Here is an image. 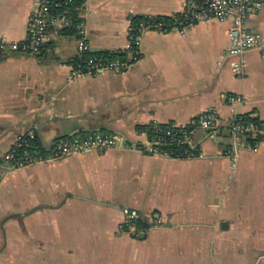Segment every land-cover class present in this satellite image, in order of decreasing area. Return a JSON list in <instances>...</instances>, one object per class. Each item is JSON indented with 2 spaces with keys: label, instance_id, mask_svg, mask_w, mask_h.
<instances>
[{
  "label": "crops",
  "instance_id": "0c3cea01",
  "mask_svg": "<svg viewBox=\"0 0 264 264\" xmlns=\"http://www.w3.org/2000/svg\"><path fill=\"white\" fill-rule=\"evenodd\" d=\"M186 1H86L89 49L136 54L125 72L73 77L80 35L54 27L40 54L0 52V264H264V139L252 148L229 129L245 114L264 123V52L235 70L217 20L148 31L130 51L134 16L170 17ZM35 4L0 0V39L24 41ZM245 27L264 38V8ZM209 110L219 126L196 132L199 156L144 151L139 128ZM93 131L117 146L21 169L5 161L24 136L49 148Z\"/></svg>",
  "mask_w": 264,
  "mask_h": 264
},
{
  "label": "built area",
  "instance_id": "2783aa9c",
  "mask_svg": "<svg viewBox=\"0 0 264 264\" xmlns=\"http://www.w3.org/2000/svg\"><path fill=\"white\" fill-rule=\"evenodd\" d=\"M85 3L79 9L80 17L85 10ZM36 8L31 16L29 34L22 41H10L6 38L0 39V52L18 53H40V49L47 41L51 27L57 31L70 25V18L66 15H52L50 9L58 4L53 0H36ZM264 8L263 0H187L183 11L170 16L174 20L172 26L166 23H154L149 25L140 24L138 28H131V47L136 45L137 50L142 42L143 36L148 31L168 32L179 30L185 33L189 28L203 22L217 20L220 23L229 24L230 43L223 53V58H233L232 66L235 70L243 72L247 66V54L255 49L264 52V38L245 27V21L249 16L260 13ZM79 44L78 53L74 61L81 62V65L73 66V77H80L90 74H99L105 71L125 72L131 64L126 61H105L97 58L84 59V54L91 51L84 35V20L78 26ZM241 101L238 97H229L228 102ZM239 117H235L230 125L234 137L245 135L250 129L257 130L253 125H242ZM219 126V117L215 110L203 112L195 117L188 124H160L149 125L148 129L140 130L147 135L148 139L144 151L153 156L178 157L185 155L186 158L199 156L200 149L194 142L195 134L199 129L209 130ZM264 133V129H262ZM117 136L112 133L101 131L90 132L85 137L74 136L64 140H58L49 148H42L40 151L30 152L28 150L18 153L20 140L13 149L6 155L5 161L12 169H21L39 163L49 164L66 157L86 153L89 151L103 152L117 146ZM176 147V149H172ZM176 155V156H175ZM128 227L133 219L138 217L136 212L126 211Z\"/></svg>",
  "mask_w": 264,
  "mask_h": 264
},
{
  "label": "trees",
  "instance_id": "16d2710c",
  "mask_svg": "<svg viewBox=\"0 0 264 264\" xmlns=\"http://www.w3.org/2000/svg\"><path fill=\"white\" fill-rule=\"evenodd\" d=\"M53 2L57 5H54L50 9V13L52 15H66L70 18V25L61 29L59 32L62 34H70V35H78L79 29L78 26L82 21L80 17V8L84 5L85 0H53ZM172 17L169 16H145V15H136L132 18V25L136 28L139 27L140 24H145L146 28L149 25L154 23H166L169 27L172 26L174 23ZM53 27H51L52 29ZM50 29V30H51ZM149 29V28H148ZM137 46L132 45L130 51H137ZM43 47L40 49V53L42 52ZM38 53V54H40ZM87 58H97L103 59L105 61H128L130 64L138 60V56L135 54H131L130 52H109V51H89L84 54V59ZM74 65H81L79 61H73ZM239 121L242 125H253L257 128V130L250 129L245 133V139L249 143L252 148H255L257 143L264 139V133H262V129H264V123L258 118L254 117L251 114H245L239 116ZM149 126L141 127L140 130L148 129ZM42 147L40 146L38 140L32 136H24L20 139V148L18 149V153H23V151L28 150L30 152L40 151ZM172 149H176V147H172ZM176 156V155H175ZM177 158H186L185 155H180ZM149 227L146 222H143L141 219L136 220V229L137 228H144Z\"/></svg>",
  "mask_w": 264,
  "mask_h": 264
}]
</instances>
